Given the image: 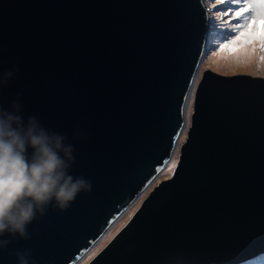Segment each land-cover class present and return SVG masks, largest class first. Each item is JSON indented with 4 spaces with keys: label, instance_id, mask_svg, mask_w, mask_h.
<instances>
[{
    "label": "water",
    "instance_id": "water-1",
    "mask_svg": "<svg viewBox=\"0 0 264 264\" xmlns=\"http://www.w3.org/2000/svg\"><path fill=\"white\" fill-rule=\"evenodd\" d=\"M203 26L199 0H0V77L15 70L0 105L19 97L25 121L65 135L70 174L92 183L38 215L30 239L0 237L12 240L0 264L25 249L30 264H78L176 151L170 177L88 264L264 254V80L199 76Z\"/></svg>",
    "mask_w": 264,
    "mask_h": 264
},
{
    "label": "clouds",
    "instance_id": "clouds-1",
    "mask_svg": "<svg viewBox=\"0 0 264 264\" xmlns=\"http://www.w3.org/2000/svg\"><path fill=\"white\" fill-rule=\"evenodd\" d=\"M204 3L199 0L205 52L210 24ZM14 71H5L0 85H7ZM21 111L19 97L8 108L0 105V237L8 234L13 239L28 240V226L38 215L44 216L50 205L66 210L81 192H91L92 183L83 176L70 174L76 157L74 145L66 142L67 137L45 128L37 116H29L25 121ZM11 243L12 240L0 239V249ZM14 255L17 264H30V249L16 251Z\"/></svg>",
    "mask_w": 264,
    "mask_h": 264
},
{
    "label": "rangeland",
    "instance_id": "rangeland-1",
    "mask_svg": "<svg viewBox=\"0 0 264 264\" xmlns=\"http://www.w3.org/2000/svg\"><path fill=\"white\" fill-rule=\"evenodd\" d=\"M206 6V13L208 17V37L211 39L206 40V50L199 66V76L203 71H211L222 77L244 75L252 78H260L264 80V62L259 57V46H256V51L253 52L251 48H245L243 41L238 46L224 47L229 42L235 39L234 35H229V27L226 21L229 19L227 15L221 19V13L224 8L227 7L226 3H221V0H204ZM235 19L232 20V24L235 25ZM264 30V21H260L257 24L256 36L261 34ZM232 32H235V28H232ZM227 36V39L225 37ZM211 40V41H210ZM198 76V79H199ZM190 109L187 112V120ZM184 139V135L180 138V143ZM177 162V151L172 155L167 164L159 170L157 173L156 185L170 177L175 164ZM170 170V171H169ZM169 171V172H168ZM153 184V183H152ZM152 184L136 199V203L132 206H127L122 215L103 233L99 242L94 246L78 264H88L87 261L93 258L96 253L103 247V245L110 241L127 219L133 215L138 208L141 201L145 198L148 192L155 186ZM129 207V208H128ZM93 251V252H91ZM91 252V253H90ZM238 264H264V254L249 258Z\"/></svg>",
    "mask_w": 264,
    "mask_h": 264
},
{
    "label": "snow or ice",
    "instance_id": "snow-or-ice-1",
    "mask_svg": "<svg viewBox=\"0 0 264 264\" xmlns=\"http://www.w3.org/2000/svg\"><path fill=\"white\" fill-rule=\"evenodd\" d=\"M221 3H226L227 7L221 13V19L225 15L229 17L226 21L229 27V35H234L235 39L224 47L238 46L241 41L245 48H251L256 51V46H259L261 53L259 59L264 62V30L257 37V24L264 21V0H221ZM235 19V25L232 20ZM235 32H232V28ZM227 39V36L225 37Z\"/></svg>",
    "mask_w": 264,
    "mask_h": 264
},
{
    "label": "trees",
    "instance_id": "trees-1",
    "mask_svg": "<svg viewBox=\"0 0 264 264\" xmlns=\"http://www.w3.org/2000/svg\"><path fill=\"white\" fill-rule=\"evenodd\" d=\"M152 185H153V186L156 185V182L153 183ZM135 203H136V202H135ZM135 203H134V204H135ZM134 204H133V205H134ZM133 205H132V206H133ZM105 244H106V243H105ZM105 244H104V245H105ZM104 245H103V247H104ZM103 247H102V248H103ZM100 250H101V249H100ZM100 250H99V251H100ZM99 251H98V252H99ZM98 252H97V253H98ZM260 257H261V256H260ZM85 258H86V257H85ZM91 259H92V258H90V259L87 261V263H88Z\"/></svg>",
    "mask_w": 264,
    "mask_h": 264
},
{
    "label": "bare ground",
    "instance_id": "bare-ground-1",
    "mask_svg": "<svg viewBox=\"0 0 264 264\" xmlns=\"http://www.w3.org/2000/svg\"><path fill=\"white\" fill-rule=\"evenodd\" d=\"M205 12H206V11H205ZM169 171H170V170H169ZM169 171H168V172H169ZM142 193H143V192H142ZM91 252H93V251H91ZM91 252H90V253H91Z\"/></svg>",
    "mask_w": 264,
    "mask_h": 264
}]
</instances>
